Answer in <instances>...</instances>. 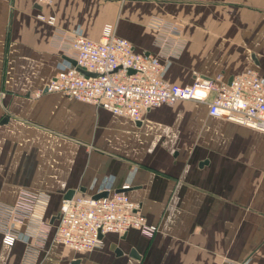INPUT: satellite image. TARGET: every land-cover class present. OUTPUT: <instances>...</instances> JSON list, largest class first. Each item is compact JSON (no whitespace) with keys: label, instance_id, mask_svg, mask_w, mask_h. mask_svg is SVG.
<instances>
[{"label":"crops","instance_id":"1","mask_svg":"<svg viewBox=\"0 0 264 264\" xmlns=\"http://www.w3.org/2000/svg\"><path fill=\"white\" fill-rule=\"evenodd\" d=\"M154 16L179 25V53L162 71L170 83L250 68L264 80V0H0V201L22 187L40 196L13 248L0 233V264H20L29 230L70 189L124 190L157 230L107 233L85 251L50 234L37 264H264V131L192 99L137 121L61 92L33 95L73 65L72 35L99 40L112 23L137 51L157 52Z\"/></svg>","mask_w":264,"mask_h":264},{"label":"built area","instance_id":"2","mask_svg":"<svg viewBox=\"0 0 264 264\" xmlns=\"http://www.w3.org/2000/svg\"><path fill=\"white\" fill-rule=\"evenodd\" d=\"M39 17L50 24L56 20L54 15ZM149 25L156 30L155 53L137 51L130 40L116 34L112 23L104 25L99 40L72 35L65 50L76 65L59 71L33 95L61 92L134 120H141L150 107L192 99L208 103L212 116L264 131V80L257 70L250 68L230 77L221 73L214 77L196 75L191 84L185 85L170 83L162 77V71L165 60L179 53L174 44L179 25L159 16L152 17ZM77 67L95 75H86ZM39 198L37 191L22 187L14 202L0 201V233L6 243L20 240ZM58 214L54 222L42 220L31 227L32 238L25 244L20 264H37L50 234L65 246L85 251L103 245L100 234H124L135 229L151 237L157 230L141 211V204L124 190L101 198L74 195L63 199Z\"/></svg>","mask_w":264,"mask_h":264},{"label":"water","instance_id":"3","mask_svg":"<svg viewBox=\"0 0 264 264\" xmlns=\"http://www.w3.org/2000/svg\"><path fill=\"white\" fill-rule=\"evenodd\" d=\"M70 61L72 62L73 65H76V61L74 59H70ZM78 70L86 75H95V73L93 72H89L81 67H77ZM137 121H140V120H137ZM76 193V190L75 189H70L68 190L65 195H64V199H71ZM109 195V191H102V192H98L96 194H94L92 197L94 198H101V197H106ZM59 217V214H56L54 216L51 217L50 221L51 222H54L55 219H57ZM100 237H103L102 234H100Z\"/></svg>","mask_w":264,"mask_h":264},{"label":"rangeland","instance_id":"4","mask_svg":"<svg viewBox=\"0 0 264 264\" xmlns=\"http://www.w3.org/2000/svg\"><path fill=\"white\" fill-rule=\"evenodd\" d=\"M41 1V0H40ZM53 1V0H52ZM51 1V2H52ZM42 2V1H41ZM51 2H48V3H51ZM39 89V88H38ZM38 89H36V90H38ZM36 90H34L33 91V93L36 91ZM33 227V226H32ZM34 227H36V226H34ZM31 232H33V230L31 231ZM31 232H29V234L31 233ZM32 234V233H31ZM31 234H30V236H31ZM1 241H2V244L5 246V247H7V248H13L14 246H15V244H8V243H6L5 241H4V239H3V235L1 234ZM32 238V237H31ZM30 237L28 238V241L31 239ZM45 246V245H44ZM43 246V247H44ZM42 247V248H43ZM42 248L40 249V251L42 250ZM40 253V252H39ZM22 255H23V253H22ZM22 255L20 256V258H22ZM20 261H21V259H20Z\"/></svg>","mask_w":264,"mask_h":264}]
</instances>
